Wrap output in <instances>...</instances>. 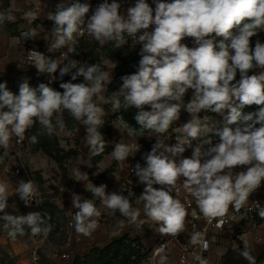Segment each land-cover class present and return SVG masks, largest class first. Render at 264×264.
Wrapping results in <instances>:
<instances>
[{
  "label": "clouds",
  "instance_id": "clouds-1",
  "mask_svg": "<svg viewBox=\"0 0 264 264\" xmlns=\"http://www.w3.org/2000/svg\"><path fill=\"white\" fill-rule=\"evenodd\" d=\"M153 4L154 8L147 0H135L125 13L121 11L122 0H103L95 9L88 0H61L55 11L47 12L46 18L54 22L55 36L47 50L60 55L53 58L35 49L27 51L31 65L38 73H47L49 83L33 88L24 77L18 94L9 90L7 81L0 83V147L7 150L13 137L23 143L25 132L37 121L49 136L64 132L62 120L58 119L55 126L52 123L53 114L63 108L85 129L84 146L90 156L100 155L106 142L99 129L106 113L94 97L117 111L123 103L124 109L137 110L134 120L140 126L139 131L130 127L121 115L120 125L129 136L142 137L145 131L148 138L156 134L150 151L142 153L144 163L137 162L132 169L137 184L144 186L139 196L143 215L159 225L156 231L160 235L175 237L184 232L188 211L173 195L178 180L183 178V189L195 200L205 220L209 224L216 221V227L223 228L229 208L239 212L264 184V42L257 38L253 46L251 40L264 31V0H153ZM22 15L29 24L38 18L33 11ZM6 20L15 22L16 16L11 12L0 14V25ZM85 32L101 46L115 41L120 47L126 43L125 34L131 37L132 47L141 46L136 72L122 76L119 90L111 97L100 95L108 90L111 73L101 71L96 63L77 67V61L71 58ZM22 36L34 39L37 32L30 28ZM186 38H191V47L183 42ZM66 75L71 79L64 82ZM81 77L87 83H74ZM57 79L63 91L50 86ZM189 90L191 99L184 104ZM253 105L257 110L244 111ZM182 111L190 118L172 129L176 142L169 144L160 137L169 134ZM207 113L222 119H213ZM213 137L219 141L213 143ZM29 139L37 142L36 136ZM140 148L138 143H116L111 155L125 161L135 157ZM188 149L192 154L185 157ZM87 166H92L90 159ZM73 178L89 180L88 174L79 169L74 170ZM106 188L104 184L86 187L104 207L118 210L139 226L141 210L133 208L122 192L108 193ZM15 194L26 207L41 203L39 187L32 180H19ZM11 195L9 185L0 181V221L8 237L15 240L18 235L24 236L26 226L32 237H42V243L53 230L51 217L39 211L10 214L6 211L9 207L15 211L8 203ZM71 203L76 209L75 232L90 236L98 227L94 218L101 216L100 210L74 191ZM256 211L264 219L259 201ZM238 238L243 241L239 254L248 264H256L248 241L243 236ZM188 242L200 246L202 252L210 246L199 231H193ZM151 259L153 264H168L166 246L156 247ZM194 259L207 264L201 254Z\"/></svg>",
  "mask_w": 264,
  "mask_h": 264
},
{
  "label": "crops",
  "instance_id": "crops-1",
  "mask_svg": "<svg viewBox=\"0 0 264 264\" xmlns=\"http://www.w3.org/2000/svg\"><path fill=\"white\" fill-rule=\"evenodd\" d=\"M95 1L96 0H88L91 5ZM59 2H61V0H0V14L7 15L11 12L16 16L15 22L6 20L0 25V81H7L9 90L15 94L19 93V83L24 77L29 78V84L33 88L38 87L47 77V73H38L35 66L31 65L32 62L27 58L28 50H39L45 55L53 58L60 55L59 52L49 53L47 50L48 46L54 42L55 36L50 27L54 25V22L46 18L47 12L55 11V6ZM81 2H85V0H81ZM27 11H33L38 16L31 24H29L22 15ZM89 15H91V11ZM30 28L37 32V36L34 39L25 40L22 36V32ZM259 37H264V31L260 32L258 37L255 38ZM125 40L126 43L124 45L128 46V36L126 34ZM79 42L80 41H77L75 49L80 44ZM106 44L107 42L101 46L99 43L101 47H104ZM140 47V45H136L132 48L140 51ZM64 50L66 51V49ZM101 59L102 65L105 67L104 71L112 74L113 82L116 76V68L121 66L122 61L115 57H101ZM89 61L90 58H86L85 62H81V67H86ZM49 78L48 76V79ZM111 83L108 85V90ZM108 90L100 95L108 98L116 94H110ZM189 99H191V90L185 95L183 103L186 104ZM94 102L104 109L106 113L103 118L104 121L108 116L118 113L121 109L120 108L118 111L113 110L111 104H104L98 97H94ZM204 114L205 113H201V115ZM207 114L213 119H222L219 116L216 117L212 113ZM189 118V114L182 111L180 120L173 123L169 129V134H165L160 138L169 144L175 143V134L172 133V129L180 126ZM58 119L62 120L65 124L62 110L53 114L52 123L54 126ZM56 135L59 138V144L64 153L69 154V152H71L63 168L54 160L47 157L43 152L36 151L27 140L23 145H18L16 138L13 137L7 150L0 147V153L2 152L3 155L9 156L8 164L0 166V181L6 182L9 185V191L12 193L10 197L15 194V189L12 187V182L7 180L4 175L7 171H11V169L12 171L17 170L18 168H14L13 170L11 164L15 160H19L33 163L35 169L40 172L44 180L42 189L46 192V195L40 198L41 202L49 200L54 203L64 212L67 222L71 214L76 211L71 203V192L73 191L81 195L82 199L93 201L101 212L99 218H94L98 219V227L90 236L77 234L75 229L72 230L70 247L65 246L68 235L64 242L58 244H53V242H50L48 239L43 240L42 244L51 264H70L71 261L68 259L65 260L63 257L64 252H71L73 258L83 257L90 254L94 249L104 248L113 241L121 239L126 235L133 239L139 238L145 252L151 251L158 242L166 239V235H160L156 231L159 225L143 215V202L140 201L139 196L144 186L137 184V177L132 178L130 174V169L135 163H144L141 158V153L150 151L152 144L155 143L156 134H152L151 138H148L149 134H145L142 137L129 136L127 129H124L120 123L116 121L113 122L109 137H104L106 142L105 146H110L114 150L116 143H123L129 146L138 143L141 145L140 151L136 152L135 157L130 156L125 161H117L111 155L113 152L112 150L105 154L97 164H94L95 156H90L88 148L84 146L85 129L83 126L79 125L78 121L74 131H71L65 125L64 132ZM191 154L192 150L188 149L183 155L185 157H190ZM89 159L91 160V167L87 166ZM76 169L86 172L89 180L76 181L73 178L74 170ZM182 182L183 178L178 180L177 186L181 185ZM102 184L107 185L106 192H122L129 198L133 208L141 210L139 220L142 221V223H140L139 226L130 223L128 218L122 216L118 210L112 212L104 207L100 199L86 189V187L90 188L92 185L100 186ZM154 187H159V185H154ZM173 195L176 194L173 193ZM12 204L15 205L16 202H12ZM239 236H243L244 239L248 241L251 253L256 258H262L257 264H264V224H257L253 221L245 223L243 233L239 234L230 230L225 232L215 244L216 248L212 253V259L222 263L223 257L230 250L243 247V241L238 238ZM41 240L42 239L39 240L38 237L31 236L28 241H19L12 240L8 235H0V244L9 248L8 251L16 257L17 264H38L33 261V256L39 244H41ZM167 256L168 264H177V252L175 249L171 248Z\"/></svg>",
  "mask_w": 264,
  "mask_h": 264
},
{
  "label": "trees",
  "instance_id": "trees-1",
  "mask_svg": "<svg viewBox=\"0 0 264 264\" xmlns=\"http://www.w3.org/2000/svg\"><path fill=\"white\" fill-rule=\"evenodd\" d=\"M51 28L54 25L50 26ZM257 38L252 37V44L254 46L255 40ZM261 42H264V37H259ZM80 44L76 47L75 52L72 54L71 58L77 61V67H81V62H85L86 58H90L88 64H99L101 71H104L105 67L102 65V59L106 57H115L122 61L121 66L116 68V76L111 83L108 92L110 94L117 93L119 90L122 80L121 77L127 74H132L136 72L138 67V62L140 59L139 51L137 49H131L129 46L122 45L120 47L116 46L115 41H108L104 47L99 45V42L93 38L85 39L79 42ZM255 71L259 72L262 71L261 69H255ZM57 77L59 73L55 74ZM71 79L70 75H66L63 78L64 82H67ZM237 79H239V75H237ZM60 80L57 79L51 87L63 91V89L59 88ZM78 82H85L83 78H78ZM0 83H2L0 81ZM43 83L48 82V74L46 79ZM121 101L123 102V97H120ZM65 125L71 131H74L77 126V121L70 115V113L66 110L61 108ZM257 110V106L253 105L251 107H246L244 109L245 112L248 111H255ZM135 108H128L124 109L123 103L121 109L118 113L112 114L106 118L104 121L103 126L100 128V132L102 133L103 137H109L112 131V123L119 122V117L123 115L125 122L132 128L139 131L140 126L136 124L134 120V115L136 113ZM149 134L147 131L143 133V135ZM36 136L37 142L31 143L30 137ZM134 137H141V136H134ZM26 138L27 141L34 147L36 151L43 152L47 157L54 160L61 168H63L68 155L65 154L59 144V138L56 134L51 136L47 135L42 126L37 121L33 124L31 128L26 131ZM113 150L110 146H105L104 152L100 155L95 156L94 164H97L98 161L102 159V157L111 152ZM142 156V153H141ZM38 181L43 184V178H38ZM39 184V183H38ZM37 184V185H38ZM38 211L42 214H46L47 216L51 217L49 221L51 224L54 225L53 230L47 237V239L52 242L53 240H59V243L64 242L67 239V226L68 222L66 216L63 211H61L54 203L50 202L49 200H44L37 206ZM257 224H264V219H261L259 216L256 217ZM4 229V228H3ZM25 232L27 235L30 234V230L25 226ZM3 234L7 235V230H3ZM16 238H19L17 236ZM3 247L0 246V249ZM243 247H240L235 250H230L222 259L223 264H248V261L245 260L239 253ZM150 252V251H149ZM149 252L144 251L143 244L139 238H130L128 235L124 236L121 239L115 240L110 243L108 246L104 248H96L90 254L85 255L83 257H75L70 264H144L149 256ZM3 254L6 257H9V253L4 250ZM252 254V253H251ZM253 255V254H252ZM254 256V255H253ZM261 257L256 258V264L261 261ZM11 263L16 264L15 261ZM0 264H7L5 258H3L2 253L0 252Z\"/></svg>",
  "mask_w": 264,
  "mask_h": 264
},
{
  "label": "built area",
  "instance_id": "built-area-1",
  "mask_svg": "<svg viewBox=\"0 0 264 264\" xmlns=\"http://www.w3.org/2000/svg\"><path fill=\"white\" fill-rule=\"evenodd\" d=\"M103 2V0H96L92 4V9H95V7ZM109 2H111L109 0ZM147 2L154 8L155 5L153 4V0H147ZM167 2H171L167 0ZM135 4V0H122V9L121 11L126 13V10L129 6H133ZM91 38L85 32V35L83 37H80L78 41H82L85 39ZM184 43H187L189 47L192 46L191 44V38H186ZM132 42L131 37H128V46L132 48ZM39 51V50H37ZM50 78L48 79L49 82ZM54 82L51 83V85ZM26 132H25V139L23 143H17L18 145H23L26 142ZM219 141V138H213V142L216 143ZM195 143V142H194ZM197 143V142H196ZM133 167L130 169V174L132 178H135V174L133 172ZM174 193L180 197V200L185 203V206L188 211V216L186 217L185 221V231L178 234L177 236H167L165 240L158 242V244L149 252V256L144 264H153L152 261V254L153 250L160 246L161 244H164L166 246V254H168L169 250L175 249L177 252V264H199L198 261L194 259V256L196 254H201L203 258L207 260V264H222L218 261H215L212 259V253L214 252L216 246L217 240L228 230L236 232V233H243L245 223L248 221L256 222V217H258V213L256 211V201H259L260 206L264 207V184H262L261 188L258 189L257 192L253 193L248 202L241 208L239 212L234 211L231 207L229 208L228 215L225 217V224L223 228H217L216 227V221H213L211 224H209L205 218L202 216V214L199 212V209L195 203V200L186 193V191L183 189L182 184L176 187V190ZM74 212L71 214L70 218L68 219V240L65 244V246L70 247L71 246V238H72V230L74 229ZM193 231H199L202 233L203 237L208 240L209 242V249L207 251L201 250L200 246H192L189 244V235ZM37 257V255H35ZM63 257L65 259H68L72 261L73 255L71 252H64ZM34 259V256H33ZM35 261L37 259H34Z\"/></svg>",
  "mask_w": 264,
  "mask_h": 264
},
{
  "label": "rangeland",
  "instance_id": "rangeland-1",
  "mask_svg": "<svg viewBox=\"0 0 264 264\" xmlns=\"http://www.w3.org/2000/svg\"><path fill=\"white\" fill-rule=\"evenodd\" d=\"M9 162V156L3 155V153H0V166H4V164H8ZM11 166L14 168H18L15 171H7L5 173V177L7 178V180H10L12 182V187L13 189H16L17 187V183L19 180L23 179L25 181L28 180H32L34 181V183L37 185L38 183V187L40 190V198L43 197L44 195H46V192L42 189V185L39 181L38 178H42V176L40 175V172L37 171L35 169V167L33 166V163L30 162H25V161H19V160H15L14 162H12ZM44 183V180H43ZM12 202H16V204H12ZM10 206L15 207V211H13V209L11 207H9L8 209H6V211H8L10 214H15V215H26L28 212L30 211H38L37 205L33 202L32 207H26L23 202L19 199V196L14 194L12 197L9 198L8 201ZM3 221H0V235H6L3 234ZM19 236V235H18ZM31 237V234L27 235L25 234L24 236H19V238H16L15 240H19V241H28ZM40 239H42V237L37 236ZM36 237V238H37ZM53 244H58L59 240H53L52 241ZM1 247H3L2 249H0V252L3 255V258L6 259L7 264H13L11 263L12 261H15L16 263V257L12 254H10L9 248L5 245L0 244ZM42 246V247H40ZM4 250H6L9 253V257H6L3 252ZM171 250V249H170ZM37 255V257L39 259H37L36 261L33 259L34 262L38 263V264H51L50 260L47 257V253H45V248L43 247V244H39V247L37 249V251L34 253V256ZM66 260V259H65ZM17 264V263H16Z\"/></svg>",
  "mask_w": 264,
  "mask_h": 264
}]
</instances>
